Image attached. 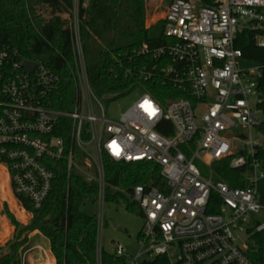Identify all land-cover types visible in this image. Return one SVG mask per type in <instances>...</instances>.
I'll use <instances>...</instances> for the list:
<instances>
[{
	"label": "built area",
	"instance_id": "2783aa9c",
	"mask_svg": "<svg viewBox=\"0 0 264 264\" xmlns=\"http://www.w3.org/2000/svg\"><path fill=\"white\" fill-rule=\"evenodd\" d=\"M164 21L168 43L158 48L144 44L136 55L155 62L163 81L183 97L162 105L145 93L118 120L105 116L92 92L78 14L72 46L77 103L70 112L51 105L58 79L50 70L34 62L29 71L23 64L29 60L0 44V168L21 207L19 199L24 198L39 210L55 178L48 164L64 161L70 170L76 166L74 149L84 155L81 170L86 178L99 185L101 204L104 155L118 163H154L160 168L163 190L143 184L129 193L144 219L138 238L141 253L132 258L117 244L115 255L125 264H142L158 256H167L174 264H252L247 244L240 245L236 233L264 232V223L249 226L250 214L264 210L258 194L264 170L256 159L248 162L261 144L252 131L258 133L264 120L262 72L259 66L240 67L242 53L235 44L239 34L250 30L256 33V45L264 48V0H216L213 6L171 0ZM140 76L145 81L152 78L145 71ZM92 100L101 115L95 113ZM65 118L72 124L70 145L57 135ZM163 121L172 124V135L158 132ZM229 157L232 168L249 167L248 187L214 182L212 165ZM196 160L209 168L210 177L202 175ZM88 170L94 176L89 177ZM213 192L220 199V213L207 212ZM100 222L101 216L98 228ZM101 253L97 244V264Z\"/></svg>",
	"mask_w": 264,
	"mask_h": 264
},
{
	"label": "trees",
	"instance_id": "16d2710c",
	"mask_svg": "<svg viewBox=\"0 0 264 264\" xmlns=\"http://www.w3.org/2000/svg\"><path fill=\"white\" fill-rule=\"evenodd\" d=\"M197 1L203 6H213L216 0ZM40 2L47 4L57 15L47 32L38 13ZM71 3L73 0H0V44L15 48L25 60L43 64L57 77L56 87L51 93V105L66 112L76 106L78 90L76 60L72 47L66 46L63 34L66 23L61 18ZM146 4L147 0H78L79 35L87 77L93 94L100 101L115 100L136 87L143 88L162 105L183 97L163 81L159 71L154 69L155 62L136 55L144 44L158 48L168 43L164 37V20L146 27ZM156 18L153 14L152 21ZM255 37V32L246 30L238 35L235 47L241 51L243 61L260 67L262 78L259 88L264 99V48L256 45ZM144 71L152 78L142 80L140 74ZM261 107L264 110V101ZM62 125V133L57 135L70 145L71 121L62 119ZM173 131L168 121H163L158 127V132L165 136L172 135ZM258 134L264 139V120ZM256 151L255 157L249 158L248 162L256 159L264 170V146L260 144ZM231 159L212 165L214 182H222L230 188L248 187L245 173L249 167L234 169L230 166ZM74 160L76 166L70 170L64 161L48 164L55 178L50 196L41 209L34 210L28 200L19 199L22 207L32 213L30 223H20L5 208V215L15 231L5 247L0 248V264H21L20 250L26 251L30 244L27 240L35 231L49 241L56 264H97L98 219L83 211V206L88 202L97 203L99 185L89 181L82 172L84 155L78 149H74ZM103 165L104 202L122 199L133 211L138 206L130 200L129 193L136 185L150 184L163 190L164 180L160 176V168L154 163H118L104 155ZM10 202L14 207L12 198ZM220 209V199L213 192L207 212L220 213ZM19 212L22 218H27L25 212ZM247 234L248 259L252 264H264V232L250 229ZM101 264H125V261L114 252L102 249ZM142 264L174 263L167 256H158Z\"/></svg>",
	"mask_w": 264,
	"mask_h": 264
},
{
	"label": "rangeland",
	"instance_id": "374dc122",
	"mask_svg": "<svg viewBox=\"0 0 264 264\" xmlns=\"http://www.w3.org/2000/svg\"><path fill=\"white\" fill-rule=\"evenodd\" d=\"M194 1V0H193ZM171 0H147L146 4V27L150 28L156 22L164 20L165 14ZM39 15L44 21L45 31H48V27L55 21L57 15L53 13V9L47 4L40 2ZM77 14H78V0H73L68 11L62 14L61 18L66 23L63 34L66 46H73L74 33L77 31ZM155 14L157 18L152 21V16ZM240 67L243 69L255 68L256 66L246 61H240ZM146 91L141 87H136L127 93L125 96L119 97L115 100L101 101V105L105 116L108 119L118 120L130 107H132ZM92 106L97 115H101V108L98 106L97 101H91ZM255 139H259L261 145L264 146V139L261 138L257 131H252ZM88 150L92 153L93 148L88 147ZM200 169L204 177H210V170L202 164L199 160L195 163ZM4 170L0 168V248H4L5 244L13 237L15 227L11 225L10 220L5 215V208L16 217V219L26 225L30 223L32 219V213L27 212L21 205L13 199L10 190L8 188L7 177ZM88 175L94 176L92 170H88ZM10 193V194H9ZM259 203L264 208V179H261L258 185ZM8 197H4L7 196ZM10 198L14 200L10 202ZM22 208V209H21ZM20 210H25L27 218L24 219L20 215ZM83 211L89 215H95L99 219L102 217V222L99 223L98 228V245L108 252H114L116 245L122 246L126 253L134 258L141 253V247L138 243L139 235L144 225V219L140 215L138 207L136 209L129 210L126 206V202L120 199L118 202L105 201L102 204L97 201L96 204L86 203L83 206ZM256 222L264 223V210L259 213L250 214L249 226L252 227ZM248 227V226H247ZM238 236V242L240 245L247 244V233H236ZM27 242L29 246L26 251L23 252V248L20 250L19 258L21 264H23V257H25V264H29V260L32 259L34 264H47V255L50 254L49 241L37 231L30 234ZM26 242V243H27ZM4 250V249H3ZM1 254V252H0ZM29 259V260H28ZM50 260V264H53V260ZM143 259V256L140 258Z\"/></svg>",
	"mask_w": 264,
	"mask_h": 264
},
{
	"label": "crops",
	"instance_id": "0c3cea01",
	"mask_svg": "<svg viewBox=\"0 0 264 264\" xmlns=\"http://www.w3.org/2000/svg\"><path fill=\"white\" fill-rule=\"evenodd\" d=\"M6 176V175H5ZM7 182H8V179H7ZM8 188H9V190H10V187H9V185H8ZM10 193H11V191H10ZM11 195H12V193H11ZM13 199H15L14 197H13ZM16 200V199H15ZM17 202V201H16ZM22 209V208H21ZM22 211V210H21ZM23 212H25L26 214H29V213H27L25 210H23ZM48 258H51V260H53V264H56V261H55V258L52 256V254H51V251H50V254L49 255H47V259ZM47 259H46V261H47ZM25 257H23V264H25ZM29 260V259H28ZM29 264H34V262H33V260L32 259H30L29 260ZM45 264V263H44Z\"/></svg>",
	"mask_w": 264,
	"mask_h": 264
},
{
	"label": "water",
	"instance_id": "95a60500",
	"mask_svg": "<svg viewBox=\"0 0 264 264\" xmlns=\"http://www.w3.org/2000/svg\"><path fill=\"white\" fill-rule=\"evenodd\" d=\"M23 64H24L25 68L28 69L29 71H32V69L35 67L34 62L24 61Z\"/></svg>",
	"mask_w": 264,
	"mask_h": 264
},
{
	"label": "bare ground",
	"instance_id": "6f19581e",
	"mask_svg": "<svg viewBox=\"0 0 264 264\" xmlns=\"http://www.w3.org/2000/svg\"><path fill=\"white\" fill-rule=\"evenodd\" d=\"M46 262H47V264H50V260H49V259H47V261H46Z\"/></svg>",
	"mask_w": 264,
	"mask_h": 264
}]
</instances>
